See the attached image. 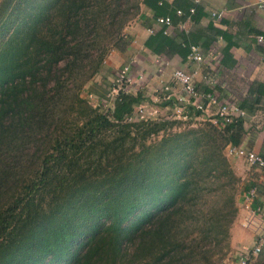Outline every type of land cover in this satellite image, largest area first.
<instances>
[{"label":"trees","instance_id":"16d2710c","mask_svg":"<svg viewBox=\"0 0 264 264\" xmlns=\"http://www.w3.org/2000/svg\"><path fill=\"white\" fill-rule=\"evenodd\" d=\"M165 4H0V264H216L239 212L225 151L244 119L131 121L140 94L110 109L84 96L142 6L157 21Z\"/></svg>","mask_w":264,"mask_h":264},{"label":"crops","instance_id":"0c3cea01","mask_svg":"<svg viewBox=\"0 0 264 264\" xmlns=\"http://www.w3.org/2000/svg\"><path fill=\"white\" fill-rule=\"evenodd\" d=\"M164 1L165 7L160 12L172 19V26L158 24L155 12L142 6V15L128 27V48L125 52L112 51L103 64L102 77L87 87V97H92L95 107L113 108L114 104L108 102L109 91L118 71L128 66L132 85L127 93L140 94L142 105L158 106L162 112L173 114L180 105L191 120L211 122L216 119L218 106L209 102L208 94H213L219 104L242 108L246 117L241 146L264 154V43L257 42L258 36L264 37V12L258 9L257 0H201L199 4L195 0ZM191 9H195L194 14ZM177 11L183 15L178 16ZM215 12H223L224 16L215 20L211 17ZM159 31H164L168 45L159 40ZM182 42L187 47H182ZM190 45L200 49L203 63L189 59ZM177 70L195 74L200 101L206 106L198 117L195 108L184 100L186 95L180 85L173 80ZM166 87L168 91L164 90ZM167 95L171 97L169 101L155 103L156 98ZM228 159L239 176L258 186L264 207V170L253 169L243 159ZM243 195L238 201L241 221L245 215ZM244 240L245 252L254 248L256 239L254 246L248 238ZM256 259L252 258L250 264Z\"/></svg>","mask_w":264,"mask_h":264},{"label":"built area","instance_id":"2783aa9c","mask_svg":"<svg viewBox=\"0 0 264 264\" xmlns=\"http://www.w3.org/2000/svg\"><path fill=\"white\" fill-rule=\"evenodd\" d=\"M197 4L201 0H195ZM257 7L259 10L264 12V0H257ZM191 14L195 13V9L190 10ZM178 16H182V11H177ZM224 16L223 12L212 13L211 17L215 20H220ZM157 23L160 25H165L167 27L172 26V19L169 17L159 18ZM264 24V23H263ZM153 33L154 30L152 29ZM165 34H169L168 31H165ZM257 42L259 44L264 43V37L258 36ZM186 44L182 43V46ZM189 59L197 64L203 63L204 58L200 49L195 45H190V54ZM130 68L128 66L120 69L113 81L112 88L108 94V102L115 103L117 98L121 93H127V89L132 85V78L130 77ZM173 80L178 83L181 87V90L186 95L184 100H188L190 105L195 108V112H200L201 114L206 111V106L200 101L199 91L195 81V74H190L182 70H177L173 73ZM165 91L169 90V87L164 89ZM90 98V97H89ZM170 96L158 97L155 100V103L167 102L170 100ZM212 105H217L218 110L216 112V119L212 121L213 124L224 128L226 125H229L235 122L237 119H244L246 113L244 110L240 109L235 104L223 103L219 104L217 98L213 94H208L206 97ZM92 99V97H91ZM182 102L183 99H182ZM161 109L157 107H150L148 105H140L136 108L131 121H146V120H156L158 119ZM175 116L180 120H190L188 114L185 113L184 108L178 105L175 108ZM226 156L228 158H237L243 159L250 167L257 169H264V158L244 146H233L229 145L226 148ZM260 191L257 185L249 186L243 195V208L245 210V215L242 218L241 225L245 230L252 232L255 235L256 244L254 248L250 251L244 252L240 257L235 261H228L225 264H250L252 258L258 257L264 247V207L260 201Z\"/></svg>","mask_w":264,"mask_h":264},{"label":"rangeland","instance_id":"374dc122","mask_svg":"<svg viewBox=\"0 0 264 264\" xmlns=\"http://www.w3.org/2000/svg\"><path fill=\"white\" fill-rule=\"evenodd\" d=\"M4 0H0V4L3 2ZM127 6V4L125 3V5H123V9H125ZM106 19V20H105ZM104 19V27H107V20H110L109 19V16H108V19L105 18ZM138 19V17L136 18H133V20L129 23V25L126 27L124 33L128 36V27L134 23L136 20ZM112 53V52H111ZM102 68H101V71L98 73V75L95 77V79H100L102 76ZM93 79V81L95 80ZM84 96L85 98H88L90 100V103L91 105H94L91 99V97H87L88 94H86V91H87V88L84 89ZM152 104V103H151ZM156 105L153 103V106ZM106 109H110L108 107H105ZM172 117H175L176 119V116L175 114L171 113V112H162L159 114L158 116V119H171ZM192 120L194 122H200L198 120H195L194 118H192ZM185 122L186 121H191L190 120H184ZM231 163V162H230ZM232 165V164H231ZM233 168V166H232ZM234 170V168H233ZM235 174L237 175V177L240 179L239 180V184L237 186V208H238V211H239V199L241 197V195H243V193L245 192V190L249 187V183L246 182L247 179L246 178H243L241 176H239L236 172V170H234ZM245 238H248L249 241H251V245L254 246L255 244V235L252 233V232H249L248 230H245L242 225H241V218H240V215H239V212H238V216L234 222V224L232 225L231 229H230V232L228 235L226 236H223L221 235L219 237L220 239V246H219V254L218 256L216 257V261L215 263L216 264H225L226 262L228 261H235L238 259V257H240V255H242L247 247L246 245L244 244L245 243ZM243 239V240H242ZM243 241V242H242ZM221 259V260H220ZM254 264H264V248L261 252V254L257 257V259L253 262Z\"/></svg>","mask_w":264,"mask_h":264}]
</instances>
